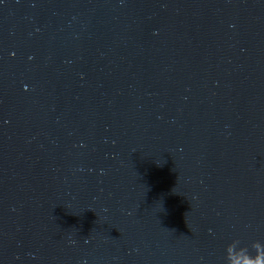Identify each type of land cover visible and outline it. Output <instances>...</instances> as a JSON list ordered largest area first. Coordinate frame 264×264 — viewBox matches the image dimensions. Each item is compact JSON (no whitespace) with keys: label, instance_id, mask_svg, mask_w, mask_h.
<instances>
[{"label":"water","instance_id":"95a60500","mask_svg":"<svg viewBox=\"0 0 264 264\" xmlns=\"http://www.w3.org/2000/svg\"><path fill=\"white\" fill-rule=\"evenodd\" d=\"M257 244L264 0H0V264Z\"/></svg>","mask_w":264,"mask_h":264},{"label":"clouds","instance_id":"9594fccd","mask_svg":"<svg viewBox=\"0 0 264 264\" xmlns=\"http://www.w3.org/2000/svg\"><path fill=\"white\" fill-rule=\"evenodd\" d=\"M257 252L255 255H248L247 253H237L234 249L229 255L228 264H244V260L247 259L249 264H264V245H256ZM239 255L241 258L236 259Z\"/></svg>","mask_w":264,"mask_h":264}]
</instances>
